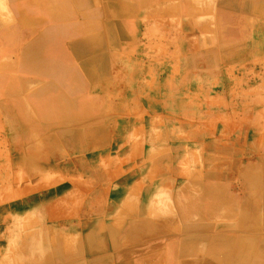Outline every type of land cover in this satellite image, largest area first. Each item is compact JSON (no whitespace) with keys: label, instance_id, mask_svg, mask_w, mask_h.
Here are the masks:
<instances>
[{"label":"crops","instance_id":"0c3cea01","mask_svg":"<svg viewBox=\"0 0 264 264\" xmlns=\"http://www.w3.org/2000/svg\"><path fill=\"white\" fill-rule=\"evenodd\" d=\"M1 193L0 264L262 262L264 0H0Z\"/></svg>","mask_w":264,"mask_h":264},{"label":"bare ground","instance_id":"6f19581e","mask_svg":"<svg viewBox=\"0 0 264 264\" xmlns=\"http://www.w3.org/2000/svg\"><path fill=\"white\" fill-rule=\"evenodd\" d=\"M49 67L50 68H47V66L29 67V68H27V71H28V73H36V74H38V73H44V74H47L49 76H51L53 74L55 75V73H56L55 72L56 71L55 68L56 67H53L52 65L49 66ZM69 75H70V73L66 69V70H64L63 77L61 79H58L61 82V84L62 83H65V84H62V85H65L66 88L68 87L67 77ZM45 90H46V88H45ZM67 90H68V88H67ZM37 93H38V91H36V92H34L32 94L33 95H36ZM240 249L237 248L235 250L236 251L235 253H237L238 255H240L242 253L244 255L245 254H254L255 256H260L262 258V262H259V264H264V248H261V249H252V251H248V253H246L245 250H240ZM190 262H191V260H190ZM156 263H158V261ZM234 264H247V263H246V260L245 259H238V260H236V262ZM253 264H255V263H253Z\"/></svg>","mask_w":264,"mask_h":264},{"label":"rangeland","instance_id":"374dc122","mask_svg":"<svg viewBox=\"0 0 264 264\" xmlns=\"http://www.w3.org/2000/svg\"><path fill=\"white\" fill-rule=\"evenodd\" d=\"M47 89H48V88H46V90L43 89V90L40 91V92H45V91L47 92V91H48ZM44 90H45V91H44ZM36 91H37V90H36ZM36 91H34V92H36ZM34 92H33V93H34ZM2 191H3V190H2ZM4 191H7V190H4ZM1 197H2V198L5 197V196L3 195V193L0 194V198H1Z\"/></svg>","mask_w":264,"mask_h":264}]
</instances>
